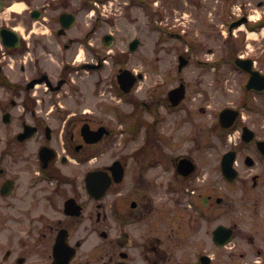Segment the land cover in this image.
<instances>
[{"label": "flooded vegetation", "instance_id": "1", "mask_svg": "<svg viewBox=\"0 0 264 264\" xmlns=\"http://www.w3.org/2000/svg\"><path fill=\"white\" fill-rule=\"evenodd\" d=\"M201 4L202 0H4L0 11V264H264V159L257 166L256 153L243 152L255 141H239L235 146L238 163L242 157L245 169L238 166L240 176L230 181L222 171L224 152L216 162L210 160L209 151L217 147L208 139V129L201 133V141L199 134L194 137L199 156L191 149L182 150L161 130H146L139 136L143 144L132 150L120 147L119 156L102 167L96 164L102 142L87 141L83 135L85 125L94 130L104 124L95 110L83 109L87 101L83 72L97 70L90 68L97 63L101 70L114 59L120 63L110 75L115 86L122 69L143 73L128 66L129 56L144 44L143 28L148 34L157 31L156 42L162 32L186 42L185 50L177 54L178 84H185L186 97L173 108L168 97L172 87L163 95L157 89L148 100H131L132 109L125 114L144 123L146 116H152L156 125L169 112H177L186 122L193 114L207 112L205 106L193 107L197 98L193 93L205 96L203 78L193 88L183 71L196 66L202 74L206 70L220 74L225 60L249 57L242 53L241 44L212 61L200 54L209 40L222 47L224 37L227 42L233 33L238 37L234 29L241 26L231 29L232 21L256 16L247 9L235 16L222 7L209 27L201 15L206 3ZM258 6L263 7L264 0ZM135 9L142 11L144 25L130 13ZM129 16L139 27L126 40V47L115 51L114 30L122 19L129 22ZM182 18L190 19L192 28L174 27L182 26ZM226 20H230L228 30ZM250 23L261 31L264 10L245 24ZM3 27L11 29L8 43ZM136 39L139 43L132 51ZM157 53L155 46L150 55L159 58ZM104 80L108 85V73ZM257 96L263 100L264 91H247L242 105H237L240 118L235 126L241 127V133L249 100ZM249 107L250 117L264 119V110ZM106 109L111 115L112 108ZM118 110H114L117 118L123 115ZM110 130L108 149L115 135ZM248 157L254 164L246 167ZM188 159L191 164L184 162ZM116 160L125 169L120 182L110 169ZM130 160L135 161V171ZM98 168L106 169L107 181L111 179L101 198L90 192L86 181ZM130 173L132 187L124 188ZM226 212L233 217L227 225L234 229V242L221 245L214 230L226 224ZM244 219L248 222H241ZM246 224L250 230L241 226ZM97 235L102 241H97Z\"/></svg>", "mask_w": 264, "mask_h": 264}, {"label": "rangeland", "instance_id": "2", "mask_svg": "<svg viewBox=\"0 0 264 264\" xmlns=\"http://www.w3.org/2000/svg\"><path fill=\"white\" fill-rule=\"evenodd\" d=\"M259 1L260 0H202L203 4L206 3L205 8L201 11L203 22L210 27L212 23L216 21V10L221 9L222 7L225 8V12H228L235 16L236 14H239L243 10L247 9L250 16L255 15V18H257L259 16V12H262L264 10V6H258ZM169 4L170 3H168V5ZM210 11H212L213 13L210 14ZM234 12L236 13L234 14ZM130 13H132L134 17L139 16V23L144 25L142 21L143 17L141 10H131ZM225 17L230 18L229 16H227V14ZM186 18L181 19L183 21L181 27H174H176L177 29L188 27L192 28L190 19L186 20ZM167 20L170 25L173 23L169 11H167ZM174 22L178 21L174 20ZM139 23L130 16L129 22L125 18L122 19L119 28L114 30L117 35V42L113 47L115 51H119L126 47V40L136 34ZM242 27L245 28L244 26ZM225 29L228 30V25H226ZM107 30L108 27H105L103 31ZM235 32L238 34V37H236L235 34L232 35L230 42H227L228 39L224 37L225 40L222 47H220L219 43H216V41L209 40L206 49H204L200 56L202 58H209L210 60L213 58H220L223 55L226 56L228 51H235V47L241 44L242 46L244 45L242 53L246 55H254L257 60V66L264 69V32L259 33L258 36L256 34L252 35L251 32H246L245 30L241 29H236ZM140 33H142V35H138L144 38V44L139 49V52L133 53L129 56L128 66L135 68L136 70L143 71L145 74V78L138 83L136 89L129 95L128 98H126L125 96L120 97V94L117 92V86H115L114 81H111L110 78V75H113L120 65L119 60L113 62L114 59H110L108 67H104L101 70L93 72L84 71L83 77H81V85L87 95V101L83 109L95 110L97 117L100 118L103 123L111 126L115 130L111 148L108 149V138L98 146L99 148H101V151L97 155V166H103L104 164L108 163V159L119 156L120 147L122 146H126L129 150H132L143 144L139 136L143 135L146 129H141L140 133L136 135V137H133V135H130L127 130L129 120L122 121L120 118H117V113H115L114 110L119 109L118 113L121 112L124 115L126 112L125 110L132 109V106L130 105L131 100H148L151 98L152 93L157 89H160V94L163 95L167 91V89L173 87L174 83H178L177 54L181 51H184L187 47L184 39L181 38L180 40L179 38H176L169 33L165 34L162 32L159 40L156 42L158 38L157 31L155 33L148 34L147 31L143 28L142 30H140ZM126 34L128 35L126 36ZM226 34H228V32H226ZM98 44L101 45V41H98ZM155 46L158 47L159 53H157L156 55H159V58L150 55ZM207 47H212L214 51L212 53L209 52L207 50ZM83 60L84 59H82L81 62H83ZM174 65L176 66V68H174ZM197 68L198 67L193 66L191 70L187 69L186 72L183 71V77L186 78L189 82L193 83V88L195 87V84H197V79L203 78L204 81L202 82L201 87L204 86L203 91L205 92V96L200 97L197 93H193L194 96H197L195 102H193V107L199 108V106H205L206 108H208V111L206 113L193 114L191 121L186 122L183 121V119H179L180 115L177 112H169L167 114L168 118L164 121H161L163 119H160L156 123V125L152 121V116H146V118L148 121L153 123H148L151 131L155 132L156 130H161L162 134L170 138L171 141L177 144V146H180L182 150L191 149L197 156L200 155V152L196 150L197 141L194 139V137L199 134L201 141V133L203 132V130L208 129V139L210 140V142H214L215 146L217 147V149L209 151V153H212V155L209 156L210 160L216 162L217 158L222 154V152L226 151L228 148L233 147L235 143L239 142L241 139V131L239 129H232L225 136V141L223 140V138L219 134V129L217 127V114L219 113V110H221L225 106H236L242 102L245 97V91L242 85L243 80H245V75L239 73L236 70H233L228 63H225L223 65L224 69L220 71V74H216L212 70H206L205 73L202 74V72L200 73ZM107 73L108 85L104 80ZM201 74L203 75V77L201 76ZM101 78L102 80L100 81ZM190 91L195 92V90L193 89H191ZM263 100L259 96L250 98L249 105L244 113L246 123L252 125L255 129H259L257 131L261 136H264V119H256L258 116L250 117V114H252L253 112L249 109V106H256L257 108L264 110ZM108 107L112 108L113 112H111V115H108V111L106 109ZM161 110L162 114H164L163 109ZM252 118L254 119L251 120ZM177 119H179L180 121H178ZM155 126L157 127V129H155ZM181 144H183V146H181ZM256 151L253 145L243 148V152H249L253 155H255ZM261 161L263 160L260 159V161H258L257 166L261 165ZM130 162H132L131 167L135 171V169H137L135 161L130 160ZM239 163L244 170L245 166H243L242 159H240ZM253 171L258 172V169L249 170L243 174L246 175L248 174V172ZM131 187L132 180L130 173L124 185V188ZM232 219V215L229 212H226L224 217L225 223L231 222ZM241 222L246 223L248 221L247 219H244L241 220ZM241 226L246 227L248 230H250V227L247 224ZM96 237L98 242L100 240L102 241L99 235H97ZM233 242L231 244H233Z\"/></svg>", "mask_w": 264, "mask_h": 264}, {"label": "water", "instance_id": "3", "mask_svg": "<svg viewBox=\"0 0 264 264\" xmlns=\"http://www.w3.org/2000/svg\"><path fill=\"white\" fill-rule=\"evenodd\" d=\"M247 67H248V69L252 73L251 79L249 80L248 87L255 88V89H258V90L264 89V81L261 82V81L258 80V78H260V77L263 78V80H264V75L261 74L258 70H254L252 68L253 67V60H250V63L248 64ZM129 89L130 88H128V90ZM174 91H178L177 93H178L179 99L181 97H183L181 95L182 91H181L180 88H177ZM180 91H181V93H180ZM231 113H232V109L231 108L224 109L222 111V113H221V120L223 121L224 120V117L226 115H228V114L231 115ZM233 116H235V115H233ZM233 116H232V120L229 122L228 126H230L233 123V121H234V119L236 117V116L235 117H233ZM104 132H107L106 128L105 127H100L97 131H91L90 134H86L85 133V135H86L87 139H89V137L92 136L93 137L92 138L93 140L98 141V140H100L102 138ZM249 132H251L250 129L248 127H246L245 128V133H244V138L247 139L248 141L252 140L253 137H254V133L253 132L252 133H249ZM258 146L264 152V141H258ZM228 158H230L229 161H227ZM234 159H235V155H234L233 152H229L228 154L225 155L224 170H225L226 175L229 176V177H231L232 179L236 178V176H237V174H236L237 172L235 171V169L233 167ZM113 168L115 170H117V168H119L118 167V163H115V165L113 166ZM119 171L121 172V169H119ZM102 174H103L102 171H97L96 173L95 172L90 173L88 175V177H87L88 184H89L90 188L97 195H102L104 193V191H105L104 186L106 185V182H105V179H104V177H103ZM94 177H96V183L94 184V182H93V184H92V179H94ZM120 179L121 178H117V180H120ZM90 184L92 186H94V185H96V186L94 188H92V186ZM225 230H228L227 231L228 232V236H227L228 238H226L224 240V242L228 241L230 239V237H231V229L230 228L227 229L225 227ZM224 234L226 235V231L224 232Z\"/></svg>", "mask_w": 264, "mask_h": 264}, {"label": "bare ground", "instance_id": "4", "mask_svg": "<svg viewBox=\"0 0 264 264\" xmlns=\"http://www.w3.org/2000/svg\"><path fill=\"white\" fill-rule=\"evenodd\" d=\"M252 35H255V33H251Z\"/></svg>", "mask_w": 264, "mask_h": 264}]
</instances>
